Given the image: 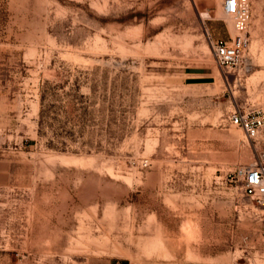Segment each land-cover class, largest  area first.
<instances>
[{
	"label": "rangeland",
	"instance_id": "1",
	"mask_svg": "<svg viewBox=\"0 0 264 264\" xmlns=\"http://www.w3.org/2000/svg\"><path fill=\"white\" fill-rule=\"evenodd\" d=\"M223 1L0 0V264H264V0L220 68Z\"/></svg>",
	"mask_w": 264,
	"mask_h": 264
},
{
	"label": "built area",
	"instance_id": "2",
	"mask_svg": "<svg viewBox=\"0 0 264 264\" xmlns=\"http://www.w3.org/2000/svg\"><path fill=\"white\" fill-rule=\"evenodd\" d=\"M250 0H224V11L232 16L237 36L229 41L209 40L211 52L216 65L220 68L230 67L240 62L247 46L245 37ZM230 125L239 127L249 140L258 137L264 127V113L259 109L237 110L228 116ZM235 177L242 180L245 195L264 212V153L247 167L238 168Z\"/></svg>",
	"mask_w": 264,
	"mask_h": 264
},
{
	"label": "bare ground",
	"instance_id": "3",
	"mask_svg": "<svg viewBox=\"0 0 264 264\" xmlns=\"http://www.w3.org/2000/svg\"><path fill=\"white\" fill-rule=\"evenodd\" d=\"M215 16V18H222V19H224L228 24H229V31H230V33L233 35V19H232V16H229V15H227L226 13H225V11H224V1H223V4H222V9H221V7L220 8H218L216 11H215V14H214ZM202 18L204 19V18H211L210 17V15H208V14H202ZM234 30H235V25H234ZM238 34H237V32H236V30H235V33H234V37L235 36H237ZM237 137V134H235V133H232V138H236Z\"/></svg>",
	"mask_w": 264,
	"mask_h": 264
},
{
	"label": "crops",
	"instance_id": "4",
	"mask_svg": "<svg viewBox=\"0 0 264 264\" xmlns=\"http://www.w3.org/2000/svg\"><path fill=\"white\" fill-rule=\"evenodd\" d=\"M188 75H191V74H188ZM16 264H22V263L19 262V263H16Z\"/></svg>",
	"mask_w": 264,
	"mask_h": 264
}]
</instances>
